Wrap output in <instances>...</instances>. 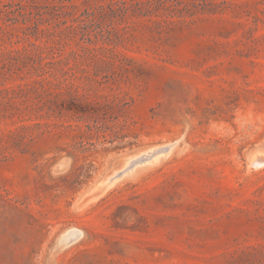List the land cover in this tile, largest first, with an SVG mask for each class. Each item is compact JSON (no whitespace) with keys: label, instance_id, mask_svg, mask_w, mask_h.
Listing matches in <instances>:
<instances>
[{"label":"rangeland","instance_id":"374dc122","mask_svg":"<svg viewBox=\"0 0 264 264\" xmlns=\"http://www.w3.org/2000/svg\"><path fill=\"white\" fill-rule=\"evenodd\" d=\"M218 2L0 0V264H264V0Z\"/></svg>","mask_w":264,"mask_h":264},{"label":"trees","instance_id":"16d2710c","mask_svg":"<svg viewBox=\"0 0 264 264\" xmlns=\"http://www.w3.org/2000/svg\"><path fill=\"white\" fill-rule=\"evenodd\" d=\"M68 2H80L87 6L109 7V8H152V7H175V6H194L208 7L217 6L218 1L229 4L228 0H65ZM76 4V3H75ZM234 3H231V5Z\"/></svg>","mask_w":264,"mask_h":264},{"label":"bare ground","instance_id":"6f19581e","mask_svg":"<svg viewBox=\"0 0 264 264\" xmlns=\"http://www.w3.org/2000/svg\"><path fill=\"white\" fill-rule=\"evenodd\" d=\"M152 152V151H151ZM158 152V151H157ZM157 152H152V153H149V154H147V155H145L144 157L146 158V159H150V158H152ZM143 159L142 158H139V159H137V161H135V163H133V165L134 164H136V163H138V162H140V161H142Z\"/></svg>","mask_w":264,"mask_h":264}]
</instances>
